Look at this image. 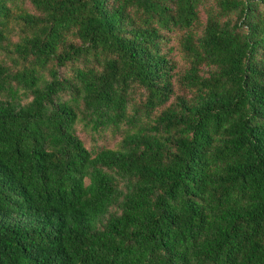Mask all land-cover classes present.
Returning <instances> with one entry per match:
<instances>
[{
	"label": "trees",
	"instance_id": "obj_1",
	"mask_svg": "<svg viewBox=\"0 0 264 264\" xmlns=\"http://www.w3.org/2000/svg\"><path fill=\"white\" fill-rule=\"evenodd\" d=\"M0 264H264V0H0Z\"/></svg>",
	"mask_w": 264,
	"mask_h": 264
},
{
	"label": "rangeland",
	"instance_id": "obj_2",
	"mask_svg": "<svg viewBox=\"0 0 264 264\" xmlns=\"http://www.w3.org/2000/svg\"><path fill=\"white\" fill-rule=\"evenodd\" d=\"M174 44L175 43L171 41L170 43H168V46H175ZM169 56L172 58L173 61L176 62L178 68L182 67L181 59H179V55L176 54V52L171 53ZM81 138L84 143V146L88 149L96 148V147H109L110 148L113 143V141L110 138L109 139L111 141L108 140V137H104V138L102 137V139H98V140H94L89 136H82Z\"/></svg>",
	"mask_w": 264,
	"mask_h": 264
}]
</instances>
